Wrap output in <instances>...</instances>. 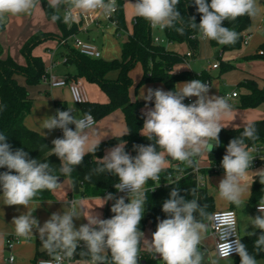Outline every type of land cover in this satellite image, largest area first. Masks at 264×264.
Wrapping results in <instances>:
<instances>
[{"label":"clouds","instance_id":"obj_1","mask_svg":"<svg viewBox=\"0 0 264 264\" xmlns=\"http://www.w3.org/2000/svg\"><path fill=\"white\" fill-rule=\"evenodd\" d=\"M179 2L136 0L133 7L135 15L147 20L153 28L164 29L174 27L178 22L184 23L177 10ZM37 3L38 0H0V19L9 14L29 13ZM194 3L201 18L197 24L195 17H191L190 27L198 28L199 39L215 40L221 45L232 44L238 38L234 30L222 26L224 21L235 20L246 14L254 17L258 11L256 0H210V3L208 0H194ZM62 4L69 5L64 17L65 23L77 19L73 9L81 14L99 11L108 17L117 8L116 0H50L53 9H59ZM58 18L56 15L52 17L54 21ZM177 31L182 33L184 29L180 27ZM174 89L164 91L148 88L146 95L141 93L146 104L154 101V107L144 113L141 134L150 141L155 139V143L134 145L137 152L135 156L125 151L126 142L119 143L100 159L103 166L95 169L98 173L106 171L116 175L119 182L114 187L121 192L127 191L129 202L126 203L124 197L115 198L111 207L114 215L111 218L102 219L99 214L84 216L88 222L78 229L73 220L82 215L75 203L63 211L62 215L53 213L42 227L32 216V211L28 210L26 214L13 219L16 234L27 237L33 233V229H37L43 247L54 255L57 264H61L63 258L70 259L80 242L85 244L90 255V260L84 264H139V247L144 237L139 225L144 216L145 184L149 179L160 180L159 174L166 164L165 154L173 160L192 165L193 157L219 146V133L224 128L221 121L232 111L227 98L209 96V85L199 79L183 82ZM191 97H196L195 101L185 104V99ZM72 112V108L66 111L58 109L55 115L40 121L41 130L63 131V138L52 140L53 147L48 155L59 158L60 172L64 175H70L73 167L79 166L88 152L94 154L100 143L89 140V132H95L93 116L85 113L82 118H77ZM69 125H75V130L69 128ZM245 138H256L253 124L246 125L241 137L228 143L221 161L225 176L217 188L222 199L237 207L244 205L246 197L251 193L244 178L249 175L253 156L245 144ZM212 141L215 143H210ZM157 146L163 151L158 152ZM0 168L7 169L0 173V199L4 205H21L29 209L39 192L55 190L60 185L59 177L53 174L54 170L48 162L29 158V154L22 149L13 151L3 133H0ZM253 173L259 174L260 183L264 184V170ZM85 179L90 177L86 176ZM179 193V189L173 188L170 198L164 201L162 211L168 218L158 221L148 250L158 255L163 264H203L204 255L199 246L205 239L208 226L202 219H197V215L204 218L208 214L195 198V189L190 191L193 197L191 200H185ZM113 199L109 193L100 207ZM258 212L261 215L249 217V223L262 231L254 241V247L260 250L264 248V197L259 201ZM224 223L231 235L234 221ZM254 234L247 233L249 236ZM233 253L239 255L240 264H258L256 258L249 254L246 245L239 240L233 243L227 240L219 245V258L227 259ZM213 264L218 262L213 261Z\"/></svg>","mask_w":264,"mask_h":264},{"label":"trees","instance_id":"obj_2","mask_svg":"<svg viewBox=\"0 0 264 264\" xmlns=\"http://www.w3.org/2000/svg\"><path fill=\"white\" fill-rule=\"evenodd\" d=\"M42 5L49 20H53V15L59 18L55 20L61 30L62 36L54 33L37 32L30 37L23 47L21 53L26 59V64H19L13 58H0V133L7 136V142L11 145L13 151L22 149L29 154V158L36 159L40 162H48L54 170L53 174L59 178L68 177L72 181L77 180L80 185L79 196L82 197H99L111 193L115 194L117 189L114 187L119 179L116 175L108 172L98 173L95 171L103 164L100 159L103 157L104 151L107 148L126 142L125 151L131 156L137 155L134 145H149L154 144L155 139L148 140L141 134L145 115L142 113V108L147 104L140 101H132L129 90L133 84L130 76V71L140 63L143 67V77L139 86L150 82H163L167 88L175 90L176 82L182 80L202 79L206 81V76H209L206 71H202L200 76L194 75L189 71H183L179 74H174V68L178 64L185 61L186 55L175 51L167 50L166 46L161 43H155L153 27L151 24L137 16L133 25V32L128 35V38L122 44V56L119 59L103 60L88 57L78 51L70 43L64 45L62 54L67 57L65 63L75 68V74L72 78H81L84 81L96 84L107 95L106 103L89 101L81 104L83 114L90 113L99 121L112 112L121 109L125 115V120L128 132L120 137L99 143L97 151L93 154L88 152L79 166H74L70 175H64L60 172L61 161L56 155L49 156V151L53 147L52 142L48 141L41 134L30 130L25 125V119L30 114L33 101L30 98L29 91L25 85L20 84L17 77H23L27 85L37 86L43 83V77L46 75V65L42 57L34 54V50L40 44L51 39L67 38L70 35L77 33L75 25L68 27L63 16L57 9L50 7V2L41 0ZM136 1V0H135ZM126 0H118V13L116 19L118 21L117 33L127 28L124 4ZM210 3V0H208ZM177 10L183 17V24L179 22L174 27H166L164 36L169 43L186 44L189 50L193 53L199 51L200 39L198 28L190 27L191 17H195V22L200 23L201 14L197 12L194 0H180L177 5ZM252 24V17L246 15L240 16L235 20L224 21V27L234 30L238 34L237 40L232 44L221 45L215 40H209L211 47L217 49L219 53L231 50H239L243 46L244 32L247 31ZM183 27L181 33L177 28ZM4 25L0 19V31ZM263 54L248 56V60H264V43L260 46ZM1 55V48H0ZM220 56V55H219ZM221 73L233 69L234 66L221 62ZM116 72L115 79L110 78V74ZM71 78V77H70ZM240 90L238 108H258L264 104V84L260 87L256 81L246 79L240 82L237 86ZM185 104L191 103L188 98L184 101ZM56 111L68 110V104L64 101H55ZM256 128V138H245L247 147L252 145H264V119L254 121ZM69 128L75 130L74 125H69ZM245 126L238 128H223L219 133V146L213 147L212 151H208V159L210 167L207 169L199 168L198 173L195 169L198 167V160L202 155L193 157V164L188 165L186 162L175 161L177 167L164 168L159 176L163 182H167L168 175L183 174L180 179L163 185L156 192H145L144 216L140 222L139 229L144 232L147 225L151 223L156 231L159 220L168 218L167 214L162 211L164 201L170 198V192L173 188L180 190V195L185 200L193 199L190 191L196 190V197L199 204L204 207L208 214L201 218L197 215V219H202L206 222L210 215L215 210V202L213 196L208 193L204 184H199L197 176L201 174L212 175L216 173V167L221 166L223 156L226 154V148L230 140L241 137ZM61 130V129H60ZM61 138L63 131L61 130ZM210 143H215L214 141ZM157 151H163L157 146ZM7 171L6 168H0V173ZM88 176L90 179H85ZM58 178V179H59ZM153 180L149 179L146 184L152 185ZM53 190H43L39 192L33 200L43 201L53 198ZM264 197V184L260 183V176L257 175L252 184L251 203L258 204L260 199ZM125 202H129L125 199ZM113 203H109L105 210L104 219L111 218L114 214L111 212ZM232 210H235L231 207ZM262 234L261 230H257L254 235L246 236L241 239L247 247L249 254L253 255L256 260L264 259V248L257 250L254 247V241ZM141 246V244H140ZM201 251V250H200ZM202 252V251H201ZM141 254L140 264H163V261L155 253L143 251ZM236 257H239L237 255ZM74 258L77 260H90L88 249L83 242L77 247ZM110 259V254H109ZM240 264V258L238 260Z\"/></svg>","mask_w":264,"mask_h":264},{"label":"crops","instance_id":"obj_3","mask_svg":"<svg viewBox=\"0 0 264 264\" xmlns=\"http://www.w3.org/2000/svg\"><path fill=\"white\" fill-rule=\"evenodd\" d=\"M47 1L50 2V0ZM127 2L129 1L127 0L125 4ZM256 2L258 9L257 14L256 16L252 17L251 27L244 32V36L251 35V38L249 39L248 44L243 45L242 48L239 50H231L219 53L217 49L210 47L209 40L201 39L199 51L193 54L186 44L169 42L164 44L167 50L175 51L177 53L186 55L185 61L175 66L173 73L179 74L183 71H189L194 75L200 76L202 71H206L209 75L206 76V81L202 79L199 80H201V82L205 84L207 82L210 83L208 93L209 96H224L231 95L234 92H240L237 86L240 82L246 79L254 80L260 87H262L264 84V60L246 59V57L248 56H255L260 54V46L264 43V7L262 6L264 0H256ZM66 6L69 7L68 4H62L61 12L57 9L63 16V18L64 9ZM135 17H137V15ZM53 21L54 20H49L46 17L41 0H38L36 6L29 13L5 15V17L1 19V23L4 25V28L0 31V58L6 59L8 57H11L19 64H26V59L21 53V48L30 37L40 31L45 33H54L58 36H62L60 28L57 25L55 26L52 23ZM134 23L135 18L133 20V25ZM104 25L108 26V23L103 21V19H100V23L98 25L91 26L87 31L77 30V33L75 35L77 36L78 34H85L87 38L90 39L89 32L92 31L93 28L100 29ZM126 25V33L131 34L133 32V28L131 31L129 30L127 20ZM71 26H73V24L70 22V25L68 27ZM162 31L164 32V30ZM60 40L61 39H51L40 44L34 50V54L43 58L46 65V71L53 72L59 76L72 77V75L75 74V68L73 72H71L69 68L70 65H67L65 63V56L62 54V52H64V47L60 45ZM85 42L94 44L89 40ZM94 45L97 46L96 44ZM189 52H191L192 56H188ZM214 57H217V60H215V62L213 63L208 62L209 64L206 66V69H203L200 72L194 70L195 61L203 60L204 58L207 60H211V58ZM221 62L233 65L234 68L227 70L224 73H221ZM215 63H218L219 67L214 69L212 68V65ZM143 73L144 70L140 63H138L136 67L130 71V76L132 78L133 84L130 87L129 94L132 101H140L146 103V101L141 96V93L143 92L146 95L148 88H159L164 91H170L163 82H150L139 86V83L143 77ZM116 77V72L110 74V78L115 79ZM17 80L20 82V84L25 85L27 87L30 94V98L33 101L31 112L26 117L24 122L26 127L41 135L43 133L42 136L48 141L52 142V140L55 138H61L60 129H54L49 132V130L47 129L41 130L40 128V121H42L45 117L53 116L56 114L55 101L67 102L68 108H72L74 110L72 114L77 118H81L84 116L80 105H76L73 103L69 88H51L45 83H41L37 86H30L26 84V81L23 77H17ZM82 81L84 83V87L87 92L89 101L99 103H106L108 101L107 95L99 88V86H97L96 84L88 83L83 79ZM187 81L191 80L178 81L176 82V85ZM229 88H232V90H230ZM188 99L195 101L196 97H191ZM239 100V96L228 98V102L232 107V111L230 115L224 117L221 121L222 126H224V128H238L246 126L254 121L264 119V111L261 110L260 107L238 108L237 105L239 104ZM152 107H154V101L147 103V105L144 106L141 111L142 113H145L149 108ZM93 127L95 129V132L94 134L91 131L89 132L90 142L95 140L100 141L101 143L114 137L123 136L128 132L125 115L121 109H118L112 112L111 114L107 115L106 117L102 118L101 120L97 121L96 125ZM115 146L107 148L104 151L103 157L106 155L109 149ZM165 160L166 164L164 168L177 167V163H175V161L171 159V157H168L166 154ZM263 163L264 160L261 161L259 165ZM209 167L210 162L208 159V151H206L198 160L197 168L207 169ZM253 169L255 168H251L250 170ZM221 171H217L216 173ZM257 175L259 174H256L254 176V180L256 179ZM200 176L203 175L200 174ZM207 176H209V174L203 176L205 178L202 184H204V186L207 188L208 193L213 196L215 202V210H226L231 209V207L235 209L238 216V228L240 238L243 239L244 237L249 236L245 233H255L257 230H260L256 229L251 224L246 229L245 227H243L242 223V208L244 207V205L252 204L250 200L252 194V184L254 180L250 185L251 193L250 196L246 197L245 204L237 207L235 204L230 203L226 200L224 202L217 201L212 192L209 191L207 183L209 180H207ZM59 179H62V181L58 182L60 183L59 187L52 191L53 198L50 200L43 201L32 200L29 205V209L21 205H4L2 199H0V264H36L39 259L54 256L43 247L42 239L37 229H33V233L27 237L18 236L16 234L13 219L19 217L21 214H26L28 210L32 211V216L38 220L39 226L42 227L43 224L51 217L53 213H59L62 215L63 211H67L69 209V206L75 203L78 211H80L82 215L80 218H74L73 220L74 226L78 229L81 225L86 224L88 222L86 217L84 216H89L91 214H99L100 218L104 219L106 207L109 203L115 202L114 198L113 200H108L103 207H100V205L104 202L103 199L107 197V195L99 197H82L79 196V194L74 193L72 180L70 178L62 177ZM244 180H246V177L244 178ZM145 186H148V184H145ZM252 205V216L255 217L257 215H261V213L258 212V210L256 209L259 203ZM204 223L207 224L206 222ZM208 236H211L209 227L207 228L205 238ZM8 237H16L19 240L15 242L12 250L10 251L6 247V239ZM201 246L202 244L199 247L201 248ZM10 254H13L15 257V261L13 263H10L8 261ZM85 261L89 260H77L74 258L66 264H84Z\"/></svg>","mask_w":264,"mask_h":264},{"label":"built area","instance_id":"obj_4","mask_svg":"<svg viewBox=\"0 0 264 264\" xmlns=\"http://www.w3.org/2000/svg\"><path fill=\"white\" fill-rule=\"evenodd\" d=\"M116 5H117L116 11L108 17H104L102 15V13L99 11L93 12V13H88V14H81V13H79L78 10L73 9L72 11H73L74 15L77 16V19L74 21H71V23L76 26L77 30L87 31L91 26L98 25L100 23V19H103V21H105L106 23L111 24L117 28L118 21L116 19V15L118 13V0H116ZM68 9H69V7L66 6L64 9V17L66 15ZM157 28H159V27H157ZM160 30H165V28L160 29ZM250 38H251V35H245L244 39H243V45L248 44ZM70 40L74 41V44H73L74 48H76L82 54H84L88 57L95 58V59H100L102 57V53L97 46L77 38V36L75 34L71 35L67 38H62L60 40V45L64 46L67 43H69ZM154 41H155V43H158V44L163 43V39L156 37V36H154ZM260 54L262 55L263 51H260ZM188 56H192L191 52L188 53ZM64 60L67 61V57H64ZM218 67H219L218 63H215L212 65V68H214V69L218 68ZM43 83L47 84L51 88H57V87L69 88L70 93H71V97H72V101L76 105H81V104L89 102V98H88L87 92L85 90L84 83H83L82 79H80V78L75 79L72 77L70 78L69 76H59L53 72L47 71L46 75L43 77ZM206 84L209 85V87H210L209 82H207ZM238 96H239L238 92H234L231 95H224L221 97H225L228 99L230 97L233 98V97H238ZM189 101L191 103L194 102L191 99H189ZM73 112H74V110H73ZM93 118H94V116H93ZM94 121H95V123H94V126H95L97 123V120L94 118ZM247 148L250 151V154L253 156V161H252V164L250 166V169L255 168L260 164L261 161L264 160V145H252V146H249ZM221 170H224L222 166L216 167V172L221 171ZM195 171L198 173V168H196ZM181 177H183V174H179L178 176H173L170 174L167 177L168 178L167 182H163L161 177H160V180L154 181V183L152 185L144 186V190H145V192H147V191L156 192L163 185L174 182V181L180 179ZM197 179H198L199 184H202L201 181L203 180V176H200V174H198ZM158 184H159V186L157 187ZM152 189H154V190L152 191ZM112 196L114 198L128 196V192L127 191L121 192V191L117 190L115 192V194H113ZM256 209L258 210V206L256 207ZM228 220L234 221V231H232L231 235H229V230H228L227 224L224 223L225 221H228ZM206 223L209 227L211 236L214 238V242H215L214 251H215V254L217 256H218L219 245L227 242V240L229 243H233L235 240H239L240 242H242L240 235H239L238 216H237V213L235 210H232V209L216 210L210 215V217L208 218ZM222 235L224 238H222ZM16 241H19L18 238H16V237H8L6 239V247L9 251L12 250ZM60 254L63 255L62 253H60ZM237 255L238 254L233 253L230 257L237 256ZM72 259H74V255L70 259L69 258H63L61 261V264H66V263L70 262ZM8 261L10 263H13L15 261V257L13 254H10ZM140 261H141V254L139 253V262ZM36 264H57V262L55 261L54 256H53V257H49V258L39 259Z\"/></svg>","mask_w":264,"mask_h":264},{"label":"rangeland","instance_id":"obj_5","mask_svg":"<svg viewBox=\"0 0 264 264\" xmlns=\"http://www.w3.org/2000/svg\"><path fill=\"white\" fill-rule=\"evenodd\" d=\"M128 1L129 2H127L125 4L124 12H125L126 20L128 22L129 30L131 31L133 28V20L136 16L135 12H134V7H133V4L136 1L135 0H128ZM262 6L264 7V2H263ZM58 10L60 12L62 11V5L59 7ZM52 23L55 26L56 25L58 26L56 21H53ZM66 24L69 26L70 22H68ZM153 34L155 36H158L161 39H163V44L168 43V41L164 37V32L162 30H160L159 28H157V27L153 28ZM128 35L129 34L126 33L125 30H121L120 32L116 33V27L111 25V24H108V26L104 25L100 29L99 28L98 29L93 28L92 31L89 32L90 39H88L85 34H78L77 38H79L83 41L89 40L90 42H93L94 44H96L101 50V53H102L101 58L103 60L109 61V60H113L115 58H121V56H122V51H121L122 50V44H123V42H125L127 40ZM73 44H74V41L71 40L70 45L73 46ZM209 45H210V43H209ZM210 47H211V45H210ZM215 60H217V57L211 58V60H207L205 58L203 60H197V61H195V65H194L195 69L194 70L200 72L201 70L206 69V66L209 64L208 62L213 63V62H215ZM69 68H70V71L73 72L74 67L70 65ZM229 89L232 90V88H229ZM260 109L264 111V104L260 106ZM261 170H264V163L259 165L257 168L255 167V169L250 170L249 175L246 176V180H244V182L250 186L252 184L254 178H255L254 176L257 174V173H253V172H258ZM224 176H225L224 171H221V172L207 176V180H209L207 182L208 187H209V191L212 192V194L215 196V198L219 202L225 201L224 199H222L218 195V189H217L219 186L220 180L223 179ZM204 178L205 177H203V180L201 181L202 183L204 182ZM124 198L128 200V196H125ZM252 210H253L252 204L244 205V207L242 208V223H243V227H245L246 229L251 224V223H249V217H253L252 216ZM214 211H216V210H214ZM154 232H155V230L153 228V225L151 223H149V225L146 227L145 231L143 232L144 237H143V240L141 241V246L139 247V253H142L144 250L149 251L148 250V244H149V242H151L152 233H154ZM245 234H247V233H245ZM214 248H215L214 238L212 236L206 237L203 240L202 246L200 248V250L202 251V253L204 255L203 264H213V261H217L218 264H238V260L240 257L232 256V257L227 258V259H220L217 255H215ZM257 261H258V264H264V259H260Z\"/></svg>","mask_w":264,"mask_h":264},{"label":"water","instance_id":"obj_6","mask_svg":"<svg viewBox=\"0 0 264 264\" xmlns=\"http://www.w3.org/2000/svg\"><path fill=\"white\" fill-rule=\"evenodd\" d=\"M62 179H59L58 182H61ZM72 185H73V189H74V193L75 194H79L80 193V185L79 182L77 180L72 181Z\"/></svg>","mask_w":264,"mask_h":264}]
</instances>
